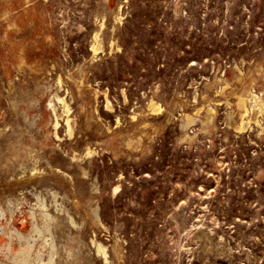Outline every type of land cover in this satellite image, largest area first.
I'll list each match as a JSON object with an SVG mask.
<instances>
[{
    "label": "rangeland",
    "instance_id": "1",
    "mask_svg": "<svg viewBox=\"0 0 264 264\" xmlns=\"http://www.w3.org/2000/svg\"><path fill=\"white\" fill-rule=\"evenodd\" d=\"M252 94L264 0H0V246L56 192L65 264H264Z\"/></svg>",
    "mask_w": 264,
    "mask_h": 264
},
{
    "label": "bare ground",
    "instance_id": "2",
    "mask_svg": "<svg viewBox=\"0 0 264 264\" xmlns=\"http://www.w3.org/2000/svg\"><path fill=\"white\" fill-rule=\"evenodd\" d=\"M58 98L61 99L60 96ZM251 99L253 100L254 105L258 107L260 111L264 110V101L260 96L252 94ZM61 100L64 103L65 110L68 112L69 105L64 98ZM237 102L240 104V106L244 105L246 98L239 96V100ZM150 106L154 110H158L160 108V104L153 100H151ZM209 111V115L212 116L211 107L209 108ZM186 118V125L195 119L189 113L186 114ZM69 119L70 118L68 117L67 120L69 121ZM251 119L252 118L246 119V117L242 115L239 127L244 128L251 121ZM256 122L258 123L257 119ZM69 129L71 130V128ZM53 194L54 201L56 203V209L58 210L57 213L54 212L55 210L51 211L49 204L42 198H39L37 207L35 209H31L30 211L33 226L29 233H24L18 228L9 229L8 231L6 230L8 241L5 245L0 246V250L6 254L11 264H65L61 259L60 247L55 236L56 232L54 231V227L58 226L60 223L59 215L61 213L65 214L68 211L65 209V207L58 203L59 199L57 198V193L54 192ZM9 210L13 212L14 208H9ZM6 211L7 210H5L3 207H0V213L2 215H5ZM97 212L95 215L99 218V214ZM70 218L72 219L73 223H76L71 215ZM98 247L103 251L104 254H107V251L104 250V246L101 243L98 244Z\"/></svg>",
    "mask_w": 264,
    "mask_h": 264
}]
</instances>
